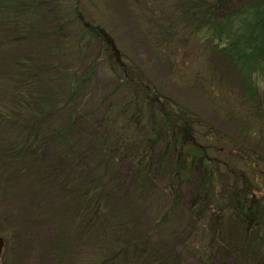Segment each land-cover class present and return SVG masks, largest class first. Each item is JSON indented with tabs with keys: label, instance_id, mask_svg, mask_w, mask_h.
<instances>
[{
	"label": "rangeland",
	"instance_id": "1",
	"mask_svg": "<svg viewBox=\"0 0 264 264\" xmlns=\"http://www.w3.org/2000/svg\"><path fill=\"white\" fill-rule=\"evenodd\" d=\"M77 3L161 90L219 132L224 197L211 209L224 205L240 174L242 164L229 165L227 154L264 167V142L226 116V98L211 101L202 86L179 80L197 48L178 44L173 53L183 60L170 62L151 47L146 24L168 0H22L16 13L0 12V264H258L232 220L198 219L193 180L169 214L170 164L163 184L141 195L128 166L100 153L91 132L103 123L102 99L114 84L103 60L70 95L68 80L89 73L100 48L75 18ZM16 38L17 48L6 47ZM187 247H211L212 257L205 263Z\"/></svg>",
	"mask_w": 264,
	"mask_h": 264
},
{
	"label": "trees",
	"instance_id": "2",
	"mask_svg": "<svg viewBox=\"0 0 264 264\" xmlns=\"http://www.w3.org/2000/svg\"><path fill=\"white\" fill-rule=\"evenodd\" d=\"M21 2L0 0V12L16 13ZM168 2L165 11L148 19L146 24L153 50L172 62L183 60L173 53L180 49L178 44L189 49L195 46L196 58L184 63L190 65V74H180L179 80L202 86L211 101L218 96L226 98V116L239 118L247 134L251 129L256 141L264 142V0ZM74 16L88 36L100 40V48L90 72L68 80L71 97L100 61L108 63L113 78L112 89L102 99L103 123L91 132L100 153L128 166L130 175L141 185V195L163 184L170 164L173 174L169 193L173 205L168 213L179 209L181 186L193 180L197 188L192 208L199 210L198 219L202 222L211 216L216 221L232 220L241 238L256 253L258 264H264V167L255 164L249 167L241 156L230 151L226 161L229 165L241 163L240 174L232 176L234 185L224 205L211 209L212 199L220 201L224 197L221 166L224 148L218 143L219 132L161 90L132 57L120 50L111 34L86 19L78 3L74 4ZM19 40L6 41V47L17 48ZM213 56L218 57L217 64ZM181 69L178 67L176 72ZM98 213L94 210V215ZM191 216L196 218L195 214ZM208 248L205 252H201L202 248L197 251L187 247V250L206 263L213 252Z\"/></svg>",
	"mask_w": 264,
	"mask_h": 264
},
{
	"label": "water",
	"instance_id": "3",
	"mask_svg": "<svg viewBox=\"0 0 264 264\" xmlns=\"http://www.w3.org/2000/svg\"><path fill=\"white\" fill-rule=\"evenodd\" d=\"M4 244H5L4 238L0 236V255L3 251Z\"/></svg>",
	"mask_w": 264,
	"mask_h": 264
}]
</instances>
